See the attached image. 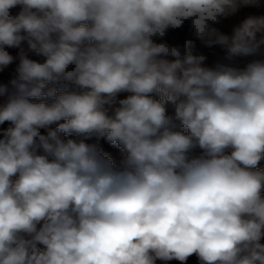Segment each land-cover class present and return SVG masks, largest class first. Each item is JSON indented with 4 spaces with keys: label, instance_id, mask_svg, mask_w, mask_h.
<instances>
[{
    "label": "clouds",
    "instance_id": "clouds-1",
    "mask_svg": "<svg viewBox=\"0 0 264 264\" xmlns=\"http://www.w3.org/2000/svg\"><path fill=\"white\" fill-rule=\"evenodd\" d=\"M259 2L0 0V264H264Z\"/></svg>",
    "mask_w": 264,
    "mask_h": 264
},
{
    "label": "trees",
    "instance_id": "trees-1",
    "mask_svg": "<svg viewBox=\"0 0 264 264\" xmlns=\"http://www.w3.org/2000/svg\"><path fill=\"white\" fill-rule=\"evenodd\" d=\"M19 9H13L12 10V14L15 15L16 12L18 11ZM249 16H254V17H263L264 16V13H260L258 12L257 14H255L254 12H250L247 16L244 15V19H246L247 17ZM243 19V20H244ZM6 50L11 54L13 55V57H18V52H19V49H16V48H6ZM18 63V59L14 60V63L12 65L9 66V69H7L5 71V73H0V82L2 81H6L7 79H10L14 73V68H15V64ZM89 142H95V141H89ZM103 149L105 152H107L113 159L114 163L119 166L121 161H122V158H123V153L111 146V145H108L106 142L104 141H100ZM157 264H163V262H160L158 261ZM168 264H180L179 261H170L168 262ZM187 264H199L198 260L196 259V257H190L189 260L187 261Z\"/></svg>",
    "mask_w": 264,
    "mask_h": 264
},
{
    "label": "crops",
    "instance_id": "crops-1",
    "mask_svg": "<svg viewBox=\"0 0 264 264\" xmlns=\"http://www.w3.org/2000/svg\"><path fill=\"white\" fill-rule=\"evenodd\" d=\"M261 11H264V0H260L259 4L257 5ZM245 8V7H244ZM244 8H241V11L242 9L244 10ZM241 11L238 12V14L235 16V17H231L229 18V20L226 22L225 24V27L228 28L229 27V30H231V27L242 22L243 19H244V15L241 14ZM181 30L178 32V34H181ZM188 38V36H184L183 34L179 35L178 36V42H183L184 39ZM198 44V50L199 51H202L204 52L206 55L209 56V61L208 63L211 64L212 62L215 61V59H217L220 55H222V53L220 52L219 49H212V50H209V49H205L203 48L199 42L197 43ZM169 111L171 112V108L169 109Z\"/></svg>",
    "mask_w": 264,
    "mask_h": 264
},
{
    "label": "rangeland",
    "instance_id": "rangeland-1",
    "mask_svg": "<svg viewBox=\"0 0 264 264\" xmlns=\"http://www.w3.org/2000/svg\"><path fill=\"white\" fill-rule=\"evenodd\" d=\"M240 11H241V10H240ZM250 12H254L255 14H257L258 12H260V13L263 12V13H264V11H261L260 8H259L257 5H255V6L245 7L244 10L242 9L241 14L247 16ZM263 17H264V16H263ZM226 29H227L228 31H230V30H229V27L226 28ZM180 30L182 31L181 34H183L184 36H185V35L188 36L187 25L185 26L184 29H180ZM180 30H170L169 35L166 37V39H168L169 42H171V43H182V42H178V36L181 35V34H178V32H179ZM197 43H198V42H197Z\"/></svg>",
    "mask_w": 264,
    "mask_h": 264
}]
</instances>
